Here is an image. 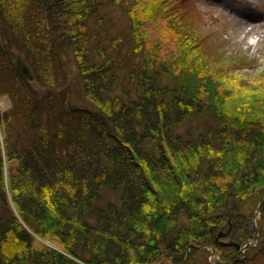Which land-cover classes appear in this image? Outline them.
<instances>
[{
	"label": "trees",
	"instance_id": "1",
	"mask_svg": "<svg viewBox=\"0 0 264 264\" xmlns=\"http://www.w3.org/2000/svg\"><path fill=\"white\" fill-rule=\"evenodd\" d=\"M138 1L0 0V264H189L230 220L251 240L257 209L226 264L264 259V96L250 109L206 72L195 24Z\"/></svg>",
	"mask_w": 264,
	"mask_h": 264
},
{
	"label": "rangeland",
	"instance_id": "2",
	"mask_svg": "<svg viewBox=\"0 0 264 264\" xmlns=\"http://www.w3.org/2000/svg\"><path fill=\"white\" fill-rule=\"evenodd\" d=\"M148 2L154 3L153 0ZM143 4L142 0L138 1L139 7ZM164 9L162 18H167L168 12H170L169 15L172 13L180 14L184 21L197 26L203 37V56L209 63L206 72L219 73L224 77V80L222 77L221 80L225 83L226 88L228 87L232 91L247 90L250 94H253L254 99L249 107L257 111L259 109L258 103H262L261 98L264 96V93L260 92L261 89L264 90V0H182V3L179 4L174 3L173 0H166ZM242 13L251 15L253 17L251 18L252 20L250 18H242L240 16ZM161 24L162 22L159 21L147 24L149 28L152 27V38H161L166 31ZM229 101L234 104L239 102L233 99ZM240 103L243 105V102ZM10 105L8 97L0 98V112L8 110ZM261 110H264V106ZM261 110L258 111L263 115L260 122H264V111L262 112ZM9 170L15 172L16 163L6 164L5 174ZM115 196L105 194V198L110 200L116 199ZM263 200L264 196L260 202ZM258 216L259 212L257 209L252 216L255 232L251 240L242 244L231 240L229 234L233 227L230 224V220L227 228L222 224L225 229L221 226V229L214 234L216 246L208 248L199 246L190 257V260H188V263L202 264L205 258L207 264L218 262L226 264L229 263L226 258H232L233 256L239 257V260H245L248 249L254 247L257 242L256 225ZM32 237V245L35 249L51 247L62 253L63 256L69 257L63 252V246L56 240L39 238L34 235ZM230 242L237 244L238 248L221 244ZM190 245L188 248H190ZM219 246L221 250L217 248ZM188 253L189 251L187 250ZM187 254L184 257L183 264L187 261ZM153 264H171V262L164 258H158ZM254 264H264V259L256 257Z\"/></svg>",
	"mask_w": 264,
	"mask_h": 264
},
{
	"label": "water",
	"instance_id": "3",
	"mask_svg": "<svg viewBox=\"0 0 264 264\" xmlns=\"http://www.w3.org/2000/svg\"><path fill=\"white\" fill-rule=\"evenodd\" d=\"M14 68L28 81H33V75L27 66V64L22 60L20 55H16L14 62H13ZM221 235V234H220ZM219 235V236H220ZM223 246H234L235 248H238L237 244L234 243H221Z\"/></svg>",
	"mask_w": 264,
	"mask_h": 264
},
{
	"label": "bare ground",
	"instance_id": "4",
	"mask_svg": "<svg viewBox=\"0 0 264 264\" xmlns=\"http://www.w3.org/2000/svg\"><path fill=\"white\" fill-rule=\"evenodd\" d=\"M242 18H250V20H252L251 18H253V17H251V15H248L247 13H242L241 15H240ZM249 20V19H248ZM241 23V22H240ZM15 59V58H14Z\"/></svg>",
	"mask_w": 264,
	"mask_h": 264
}]
</instances>
